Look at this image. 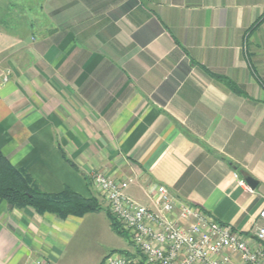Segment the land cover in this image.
<instances>
[{"label":"crops","instance_id":"1","mask_svg":"<svg viewBox=\"0 0 264 264\" xmlns=\"http://www.w3.org/2000/svg\"><path fill=\"white\" fill-rule=\"evenodd\" d=\"M263 12L264 0H42L37 35L0 26L1 152L49 193L100 197L102 172L154 208L162 185L264 255V18L251 28ZM112 233L103 211L60 219L0 199V264H101Z\"/></svg>","mask_w":264,"mask_h":264},{"label":"built area","instance_id":"2","mask_svg":"<svg viewBox=\"0 0 264 264\" xmlns=\"http://www.w3.org/2000/svg\"><path fill=\"white\" fill-rule=\"evenodd\" d=\"M91 182L130 244L129 249L109 253L101 264H264L251 239L201 208L174 199L162 185L152 191L150 208L126 193L125 180L96 172ZM239 183L247 186L243 180ZM258 217L264 221V207ZM254 236L264 242V226H257ZM31 264L54 263L37 258Z\"/></svg>","mask_w":264,"mask_h":264},{"label":"trees","instance_id":"3","mask_svg":"<svg viewBox=\"0 0 264 264\" xmlns=\"http://www.w3.org/2000/svg\"><path fill=\"white\" fill-rule=\"evenodd\" d=\"M264 18V12L259 16L252 27H256ZM232 91L243 93V90L225 77L216 76ZM61 153L65 160L74 168L75 164ZM87 183L89 181L87 180ZM0 199L5 200L12 207H32L37 213H51L57 218L64 219L69 215L82 216L86 213L103 211L109 219L111 229L128 241V233L122 228L120 222L104 207L98 196L91 194L85 197L69 187L57 193L44 191L39 184L22 168L14 167L0 150ZM130 245V244H129ZM124 251V250H122ZM121 252V251H120Z\"/></svg>","mask_w":264,"mask_h":264},{"label":"rangeland","instance_id":"4","mask_svg":"<svg viewBox=\"0 0 264 264\" xmlns=\"http://www.w3.org/2000/svg\"><path fill=\"white\" fill-rule=\"evenodd\" d=\"M41 1L42 0H0V26L18 35H37L38 29L41 27ZM99 199L102 201L101 197H99ZM99 236L101 238L103 237L102 234ZM105 239H109V237L106 236ZM110 241L112 245L116 246L108 253L130 248L127 239L116 234L114 231L110 236ZM115 241L120 243L115 244Z\"/></svg>","mask_w":264,"mask_h":264},{"label":"water","instance_id":"5","mask_svg":"<svg viewBox=\"0 0 264 264\" xmlns=\"http://www.w3.org/2000/svg\"><path fill=\"white\" fill-rule=\"evenodd\" d=\"M244 181H245V183L249 186V188H250L251 190H253V189L256 187L257 181H256L253 177H251V176H246V177L244 178Z\"/></svg>","mask_w":264,"mask_h":264}]
</instances>
